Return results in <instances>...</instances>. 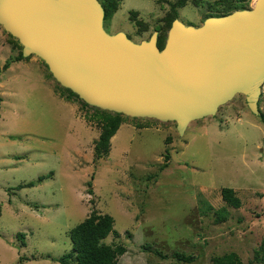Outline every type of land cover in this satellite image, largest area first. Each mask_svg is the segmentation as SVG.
<instances>
[{
    "label": "rangeland",
    "instance_id": "374dc122",
    "mask_svg": "<svg viewBox=\"0 0 264 264\" xmlns=\"http://www.w3.org/2000/svg\"><path fill=\"white\" fill-rule=\"evenodd\" d=\"M117 1L103 29L138 43L154 26L163 32L176 0ZM221 6L222 0H186L174 11L182 24L197 27L206 15H221ZM19 53L0 28V264H59L71 250L68 231L91 209L113 219L116 235L103 242L124 248L115 264H208L230 252L241 264L252 260L264 237V127L241 95L190 122L182 136L172 122L126 117L107 156L93 160L99 129L88 121L91 110L71 101L87 128L53 96L58 86L34 56L1 69ZM257 105L264 114V82ZM165 149L169 160L159 171ZM29 182L36 184L16 189ZM221 188L235 192L237 209L221 200ZM221 209L225 220L215 222L212 213ZM176 252L191 262L176 261Z\"/></svg>",
    "mask_w": 264,
    "mask_h": 264
},
{
    "label": "water",
    "instance_id": "95a60500",
    "mask_svg": "<svg viewBox=\"0 0 264 264\" xmlns=\"http://www.w3.org/2000/svg\"><path fill=\"white\" fill-rule=\"evenodd\" d=\"M0 28L89 107L172 122L178 136L235 95L259 116L264 0L197 27L174 19L161 49L156 31L138 43L106 33L97 0H0Z\"/></svg>",
    "mask_w": 264,
    "mask_h": 264
},
{
    "label": "trees",
    "instance_id": "16d2710c",
    "mask_svg": "<svg viewBox=\"0 0 264 264\" xmlns=\"http://www.w3.org/2000/svg\"><path fill=\"white\" fill-rule=\"evenodd\" d=\"M103 10V21L109 19L115 12L118 1L117 0H97ZM186 0H176L175 4L170 5L172 14L165 20L164 30L161 33V28L159 26H154L153 31L157 32L156 46L161 49L163 42L166 37V33L171 25L172 20L176 19L175 9L183 7ZM247 0H222V10L221 15L231 13L235 10H242L245 8ZM216 9V8H214ZM218 10V9H217ZM218 14L206 15L207 17H218ZM203 18V19H204ZM191 25V24H190ZM167 30V31H166ZM166 32V33H165ZM10 39H13L8 34H6ZM16 43L17 41L13 39ZM20 47V45L17 43ZM21 48V47H20ZM21 54L19 53L16 57H13L9 61H6L2 65V70L6 69L10 62L22 60ZM42 63V62H41ZM45 67V65L42 63ZM46 68V67H45ZM49 77L50 74L48 73ZM58 86L57 95L58 97L64 99L65 101L75 100L80 104V107L84 109L91 110L88 117V121H94L97 128L99 129V134L96 140L92 144L93 160H99L107 156L110 148V138L116 133L119 126L125 123L126 117L120 114L102 111L93 107H89L80 101L76 95L72 94L70 91L63 89ZM259 111V110H258ZM87 121L86 117L83 118ZM134 120V118L132 119ZM259 122L264 127V114L259 113ZM167 141L169 139H166ZM168 150H164L163 163L159 167V171L163 170L167 166L169 160ZM43 177L37 179V183L41 182ZM36 183L29 182L23 185H18L16 189L32 188ZM86 187H90V183L86 184ZM219 195L221 200L233 209H237L240 206V200L235 195V192L231 188H221L219 189ZM204 209L212 210L211 207L205 202ZM215 216V222H222L225 220L224 210H214L212 213ZM68 238L71 244L70 252L62 255L57 259L59 264H115L116 257L121 256L124 253V248L120 245L115 244H105L103 240L108 235H116L113 230V219L107 214H100L96 210L91 209L87 216L83 218L78 224L73 226L68 231ZM16 238L20 239L21 244H23V234L17 233ZM173 258L176 261H183L184 263L191 262L192 258L186 256L184 253H174ZM264 264V237L261 238L258 246L253 251L252 260L248 261L247 264ZM208 264H241L238 256L234 252L227 254H222L219 256H212L209 259Z\"/></svg>",
    "mask_w": 264,
    "mask_h": 264
},
{
    "label": "crops",
    "instance_id": "0c3cea01",
    "mask_svg": "<svg viewBox=\"0 0 264 264\" xmlns=\"http://www.w3.org/2000/svg\"><path fill=\"white\" fill-rule=\"evenodd\" d=\"M50 92H51V90H50ZM53 96L59 98L57 94L54 95V93H53ZM59 99H60V100H63L65 103L69 104L70 109L73 111V113H76V114H75V117L78 118L79 120H81V122H82L83 124H85V126H87L86 121H85L83 118H81V117L79 116L78 111H77V108H76V106H75L74 103H72L71 101H65V100L62 99V98H59ZM0 103H1V100H0ZM87 128H88V126H87ZM92 129H93V128H92ZM96 129H98V128H96ZM98 134H99V133H98ZM98 134H96V137H95L94 140L97 139ZM113 136H114V135H113ZM113 136H112V137H113ZM112 137H111V138H112ZM111 138H110V139H111ZM109 142H110V141H109ZM92 144H93V143H92Z\"/></svg>",
    "mask_w": 264,
    "mask_h": 264
},
{
    "label": "flooded vegetation",
    "instance_id": "af4514ba",
    "mask_svg": "<svg viewBox=\"0 0 264 264\" xmlns=\"http://www.w3.org/2000/svg\"><path fill=\"white\" fill-rule=\"evenodd\" d=\"M103 22H104V21H103ZM200 25H201V24H200ZM200 25H199V26H200ZM194 27H196V26H194Z\"/></svg>",
    "mask_w": 264,
    "mask_h": 264
}]
</instances>
